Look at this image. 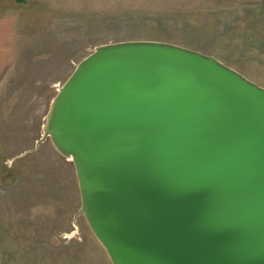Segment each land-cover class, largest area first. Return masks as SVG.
<instances>
[{"label":"water","instance_id":"water-1","mask_svg":"<svg viewBox=\"0 0 264 264\" xmlns=\"http://www.w3.org/2000/svg\"><path fill=\"white\" fill-rule=\"evenodd\" d=\"M48 139L111 264H264V89L217 59L99 46L53 99Z\"/></svg>","mask_w":264,"mask_h":264},{"label":"rangeland","instance_id":"rangeland-1","mask_svg":"<svg viewBox=\"0 0 264 264\" xmlns=\"http://www.w3.org/2000/svg\"><path fill=\"white\" fill-rule=\"evenodd\" d=\"M247 2L6 1L22 56L0 91V264H111L79 215L73 163L49 139L39 144L53 99L97 47L129 41L213 57L264 89V20L255 26Z\"/></svg>","mask_w":264,"mask_h":264},{"label":"crops","instance_id":"crops-1","mask_svg":"<svg viewBox=\"0 0 264 264\" xmlns=\"http://www.w3.org/2000/svg\"><path fill=\"white\" fill-rule=\"evenodd\" d=\"M6 1L9 0H0V6L2 4V6L6 7L0 12V91L5 85L9 76L15 71L18 65V60L22 56V46H20L21 44L19 43L20 40L17 29V18L13 15L12 10L7 7L9 3H6ZM261 1L263 4L264 0ZM262 4L256 3L254 0H248L246 4L248 9L252 8L251 11H255L253 14H250V19L251 21L255 22V26L259 19L264 20V10H261ZM258 26L261 32L259 41L264 42L262 36V33L264 35V32L262 31L263 23L259 24ZM254 35L257 37L256 30ZM250 49L255 52L254 47L251 46ZM250 49L248 48V50ZM262 51V56H264V49L262 48L260 50L261 53L259 52V56L262 54Z\"/></svg>","mask_w":264,"mask_h":264}]
</instances>
